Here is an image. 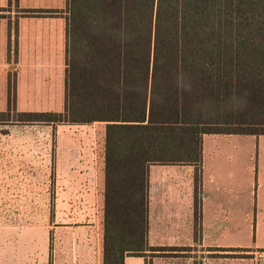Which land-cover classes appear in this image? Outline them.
<instances>
[{
	"label": "trees",
	"instance_id": "16d2710c",
	"mask_svg": "<svg viewBox=\"0 0 264 264\" xmlns=\"http://www.w3.org/2000/svg\"><path fill=\"white\" fill-rule=\"evenodd\" d=\"M63 12L64 110L9 101L0 122L105 124L102 264H125L159 248L151 165L200 166L206 134L264 135V0H66Z\"/></svg>",
	"mask_w": 264,
	"mask_h": 264
},
{
	"label": "rangeland",
	"instance_id": "374dc122",
	"mask_svg": "<svg viewBox=\"0 0 264 264\" xmlns=\"http://www.w3.org/2000/svg\"><path fill=\"white\" fill-rule=\"evenodd\" d=\"M65 1L0 0L7 24L0 110L9 101L21 111L64 110ZM9 92L16 95L9 98ZM104 134L101 122H0V264H102ZM256 137L207 136L203 145L208 158L211 149L225 150L214 159H225L221 171L230 175V188L240 185L229 202L244 197L245 209L222 222L229 229L224 240L248 250L219 253L203 244L196 213L195 246H158L146 254V264H264V251L254 246H264V136L260 143ZM176 213L165 210L156 218L162 240L180 223ZM130 262L143 264L142 258Z\"/></svg>",
	"mask_w": 264,
	"mask_h": 264
},
{
	"label": "crops",
	"instance_id": "0c3cea01",
	"mask_svg": "<svg viewBox=\"0 0 264 264\" xmlns=\"http://www.w3.org/2000/svg\"><path fill=\"white\" fill-rule=\"evenodd\" d=\"M6 26L4 18L0 19V57L5 60L6 54ZM9 30V29H8ZM66 37V36H65ZM66 45V44H65ZM240 134H206L214 137H232ZM245 135V134H244ZM259 141L264 135H256ZM225 150L211 149L208 154L203 147V162L200 166L189 164H153L149 170V236L148 241L152 246H195L192 242L195 240V219L196 213L200 216L202 224L199 225L198 236L203 240V244L213 248L212 250L224 253L231 248L245 249L250 246L244 244L226 242L225 234H228V228L222 223L230 219L240 218L235 214H244L245 198L238 196L229 202L231 190L240 195V185H234L230 188L228 181L230 175L221 168L225 166V159H214L217 156H224ZM212 157V158H211ZM262 162V160H261ZM257 170V168H256ZM197 177L200 181L197 182ZM174 183V184H173ZM199 191V192H198ZM198 193L200 195L198 201ZM180 198V204L173 202L171 197ZM202 196V197H201ZM198 203L199 208H196ZM169 204L170 206H166ZM255 214H258L257 200H255ZM180 215L176 218L180 220L177 227L165 231L168 239L162 240L160 234L161 225L156 226V218L160 217L161 212ZM205 220H211L212 223L204 224ZM229 235V234H228ZM202 246V245H201ZM255 248L264 251V246L257 242ZM259 252V251H258ZM262 252V251H261ZM142 258L143 264H146V256H126L125 264H135L130 262L132 258ZM53 264H61V261H54Z\"/></svg>",
	"mask_w": 264,
	"mask_h": 264
},
{
	"label": "built area",
	"instance_id": "2783aa9c",
	"mask_svg": "<svg viewBox=\"0 0 264 264\" xmlns=\"http://www.w3.org/2000/svg\"><path fill=\"white\" fill-rule=\"evenodd\" d=\"M259 254H260V253H259ZM260 255H262V253H261Z\"/></svg>",
	"mask_w": 264,
	"mask_h": 264
}]
</instances>
